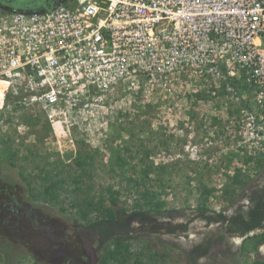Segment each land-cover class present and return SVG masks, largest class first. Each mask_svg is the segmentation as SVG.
I'll return each instance as SVG.
<instances>
[{"label":"rangeland","instance_id":"1","mask_svg":"<svg viewBox=\"0 0 264 264\" xmlns=\"http://www.w3.org/2000/svg\"><path fill=\"white\" fill-rule=\"evenodd\" d=\"M211 91L136 98L131 113L106 115L107 127L73 130L69 137L56 136L43 122L32 124V116L41 113L31 114L20 106L3 118L7 128H0V264H102L107 244L84 229L79 209L91 215L90 203L110 209V201L101 199L109 187L120 191L117 208L131 211L136 201L149 208L164 201L172 212L155 221L159 233H152L147 221L127 225L124 234L132 247L125 264H188L180 251L181 236L169 234L168 225L186 221L201 205L229 213L251 187L264 181L263 143L247 140V116L238 103ZM249 104L264 120V110ZM22 125L27 129L19 130ZM116 151L118 160L128 165L119 166ZM80 152L88 155L81 165ZM144 162L163 167L162 175L151 176L143 197L129 195L122 176L125 171L134 173V168L140 175ZM46 172L63 182L56 200L45 197ZM236 176L244 186L234 183ZM215 230L195 220L189 234L206 238ZM233 240L240 247L241 239ZM254 242L245 239L237 251L219 244L212 250L214 258L197 264H218L222 255L232 261L234 253L237 264L264 262Z\"/></svg>","mask_w":264,"mask_h":264},{"label":"built area","instance_id":"2","mask_svg":"<svg viewBox=\"0 0 264 264\" xmlns=\"http://www.w3.org/2000/svg\"><path fill=\"white\" fill-rule=\"evenodd\" d=\"M207 88L238 103L247 140L264 146L263 117L249 104L264 110V0H65L35 12L0 6V128L16 100L69 137L107 127L104 117L131 113L136 98Z\"/></svg>","mask_w":264,"mask_h":264},{"label":"trees","instance_id":"3","mask_svg":"<svg viewBox=\"0 0 264 264\" xmlns=\"http://www.w3.org/2000/svg\"><path fill=\"white\" fill-rule=\"evenodd\" d=\"M65 0H52L50 5L46 10L52 9L56 4H59ZM1 7L9 10H18L22 12H35L34 10H30L31 8L28 5H23L19 3H15L13 1L12 4H0ZM19 106L17 100L14 102L15 109ZM37 115V114H36ZM32 116V115H31ZM30 116V118H31ZM32 124H40L45 123L42 120V116H32ZM34 119V121H33ZM34 124V125H35ZM48 127V126H47ZM49 128V127H48ZM80 145H85L84 142H81ZM117 152V161L120 159V151ZM88 158V155L83 157V154L79 153V165L81 162H84ZM249 161V160H248ZM78 163V162H77ZM121 168L125 167L129 164L128 161L123 160L117 162ZM163 167L155 166L154 162H144V167L140 171V175L137 173L136 168H134V173L132 171H125L122 176V180L126 181V189L129 195L134 194L136 197L140 195L143 197L145 195V185L151 180V176L153 174L162 175L161 170ZM160 178V177H159ZM45 182L47 183L45 188V197L46 195L52 198L53 200L57 199V195L59 189L62 185L61 180H55L52 178V174L50 172H46L44 177ZM162 182V181H161ZM235 184L240 185L241 187L245 184L239 180V176H236ZM262 198L259 200H253L248 209L245 208V203L247 202V198L244 200V203L238 206L233 213L225 214L224 212H214L207 208L205 205L199 206L196 210H194V215H196L197 219L193 217H189L184 222H177L175 226L168 225L169 234L178 238L190 229L191 224L195 220H199L202 222L209 224L218 225L215 231H213L206 238L214 239L215 241H207L211 244L208 246H202L203 251L200 253L199 250H194L190 252V249L182 248L180 251L183 252L188 264H197V256L211 253L214 246L219 244H228L227 237H235L240 236L243 237L250 232L260 229L261 219L264 217V191H262ZM106 193L104 194V198H101L102 201L107 200L110 201L111 206L110 209L103 205V203L93 204L90 203L92 207L93 215L89 214L87 210H81L80 215L82 220L84 221V229L93 234L98 235L104 244H107V249L105 250V256L102 264H125L130 256V251L132 244L130 243V238L126 237L124 233H126L127 225L130 224L131 221L137 220L139 222L147 221L151 225L152 233H159V229L155 227V221L164 218V215L171 216V211L165 209V202L158 201L154 203L150 208L147 204L140 203V201L134 202L133 209L130 211L129 207H118V202L120 201V191L116 190L114 187H109L106 189ZM139 196V199H141ZM264 212V211H263ZM171 222H175L176 218L171 217ZM250 239H254L253 248L256 250L260 244H264V233L261 235L251 237ZM160 243H164L163 240L159 239ZM173 245V244H172ZM213 247V248H212ZM180 249V248H179ZM230 249V247H229ZM193 253V254H192ZM223 256V255H222ZM234 258L231 263H227L224 261H220L218 264H237L236 255L234 253ZM256 264H264V262L256 261Z\"/></svg>","mask_w":264,"mask_h":264},{"label":"flooded vegetation","instance_id":"4","mask_svg":"<svg viewBox=\"0 0 264 264\" xmlns=\"http://www.w3.org/2000/svg\"><path fill=\"white\" fill-rule=\"evenodd\" d=\"M13 1L15 3H20V2H23V1H28L25 4L31 7V8H29L30 10H32V11L33 10L34 11H43V10H46V8L49 7L50 2L52 0H0V4L1 5H3V3H5V4H12ZM262 191H264V181L258 182L255 186L251 187L248 190L247 193H249V195H248L247 202L245 203V208L246 209H248V207H250V205L252 204V203H249V202H252V198H253V200H255V202H257L256 200H259L260 198H262V193H263ZM247 193L245 194V199L247 198ZM243 203H244V201L238 203L235 206V208H233V210H231V212H229V213H233L235 211V209L238 206L242 205ZM263 211H262V213H264ZM27 212H29V209L28 208L25 209V213H27ZM193 212H194V210H193ZM229 213H225V214H229ZM191 217L197 219V217H196V215H194V213L190 216V218ZM38 221H39L38 220V216L35 213L34 222L37 223ZM205 224L207 225V223H205ZM209 226H216V228L218 227V225H214V224H209ZM260 226H262L260 229L254 230V231L250 232L249 234H246L243 237H240V236L227 237V243H228L227 245H228V248L230 247V249L233 248L234 250L237 251L243 245V242H244L245 239H248V238H251V237H254L255 238L256 236L263 234L264 233V217L261 219ZM180 238L182 240V243L184 244V248L190 249V252H193L195 249L196 250H199L200 249L201 250L200 253H202V251L204 249V248H202V246H208V245L211 244L210 242H207V241H209L211 239H208V238H205V237L204 238H195V237H193V236H191L189 234V230L187 231V233H184V235H182ZM234 238L241 239L240 242H239L240 243V247H238V246L235 247V245L233 244V242H234L233 239ZM211 241H215V240L212 239ZM235 244H236V242H235ZM237 245H238V243H237ZM262 246H264V244H260L258 246V248L256 249V251L258 252V254L261 257L264 258V252H263L264 251V247H262ZM233 249H232L231 252L234 251ZM212 258H214V255L212 254V251H211V253L208 252V254L198 255L197 256V263L201 262L202 260L207 261V260L212 259ZM221 259H222V261L227 262V263H231L233 261V260L230 261V259L226 260V258H224V255L222 256Z\"/></svg>","mask_w":264,"mask_h":264},{"label":"bare ground","instance_id":"5","mask_svg":"<svg viewBox=\"0 0 264 264\" xmlns=\"http://www.w3.org/2000/svg\"><path fill=\"white\" fill-rule=\"evenodd\" d=\"M264 252V251H263Z\"/></svg>","mask_w":264,"mask_h":264}]
</instances>
